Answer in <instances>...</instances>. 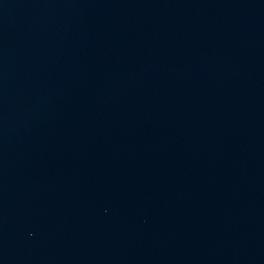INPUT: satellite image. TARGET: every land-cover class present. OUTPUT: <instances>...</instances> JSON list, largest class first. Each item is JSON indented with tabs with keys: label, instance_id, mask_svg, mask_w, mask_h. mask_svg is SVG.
<instances>
[{
	"label": "water",
	"instance_id": "95a60500",
	"mask_svg": "<svg viewBox=\"0 0 264 264\" xmlns=\"http://www.w3.org/2000/svg\"><path fill=\"white\" fill-rule=\"evenodd\" d=\"M0 264H264V0H0Z\"/></svg>",
	"mask_w": 264,
	"mask_h": 264
}]
</instances>
